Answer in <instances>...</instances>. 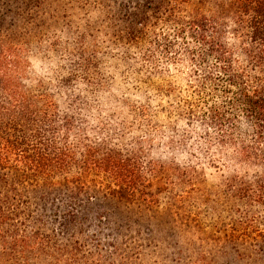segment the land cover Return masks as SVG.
I'll return each instance as SVG.
<instances>
[{
  "label": "rangeland",
  "instance_id": "374dc122",
  "mask_svg": "<svg viewBox=\"0 0 264 264\" xmlns=\"http://www.w3.org/2000/svg\"><path fill=\"white\" fill-rule=\"evenodd\" d=\"M173 6V0H74L73 17L65 21L69 27L57 26L31 47L36 67L31 77L51 80L54 69H46L53 62L63 68L72 64L73 70L79 63L72 77L83 90L70 93L67 101H75L71 104L81 135L125 151L143 149L146 164L196 168L199 191L188 186L174 190L158 174L147 188L155 203L140 205L113 198L92 181L83 192L73 193L62 184L26 183L0 169L6 182L17 176L13 186L0 182L1 206L17 214L9 231L49 236L51 243L68 249L77 242L74 264H264V209L239 202L224 185L235 174L254 179L264 172V164L245 166L232 147L218 144L216 130L205 121L178 115L180 98H188L191 57L185 49L193 44L190 38H177ZM183 10L181 16L189 17V10ZM136 14L142 17L137 26ZM36 47L42 52L37 54ZM110 82L128 89L119 98L144 95L148 117L129 106L109 107V95L103 96L108 93L98 87ZM168 85L176 89L172 96L160 90ZM211 99L216 101L204 90L196 115L203 117ZM172 182L181 186L177 177ZM241 213L254 222L243 225L245 229L238 224ZM66 254L54 253L43 264H65Z\"/></svg>",
  "mask_w": 264,
  "mask_h": 264
},
{
  "label": "trees",
  "instance_id": "16d2710c",
  "mask_svg": "<svg viewBox=\"0 0 264 264\" xmlns=\"http://www.w3.org/2000/svg\"><path fill=\"white\" fill-rule=\"evenodd\" d=\"M173 1L177 38H190L193 44L185 49L191 57L187 66L188 98H180L178 115L205 121L207 128L216 130L218 144L232 147L245 166L264 164V0ZM73 6L74 0H0V169L20 176L26 183L62 184L73 193L83 192L86 183L92 181L106 188L111 197L140 205L155 203L147 188L158 174L168 179L166 185L171 182L174 190L188 186L199 191L201 180L196 168L146 164L143 149L125 151L81 135L75 125L78 113L71 104L75 101H67L70 93L83 90L72 77L79 63L73 70L72 64L63 68L53 62L46 69H54L55 78L51 80L31 77L36 69L31 47L57 26L56 30L69 27L65 21L72 19ZM184 8L189 10V17L181 16ZM141 21L136 14L135 25ZM36 48L37 54L42 52ZM53 52L58 53V49ZM86 54L82 51L81 58ZM113 85L110 82L98 87V91L108 93L103 96L109 95V107L120 110L129 106L135 108L136 115L148 117L144 95L119 98V93L128 89ZM160 90L172 96L176 89L168 85ZM204 90H209L216 101L208 100L202 117L196 115V101ZM174 109L170 106L167 112L172 114ZM176 177L180 187L172 182ZM15 178L6 182L0 176V182L4 187L13 186ZM224 182L227 193L239 202L247 200V204L264 209V172L254 179L235 174ZM12 216L17 214L0 204V264H43L54 253L67 252L70 257L65 264L78 260L77 242L68 249L51 243L49 236L9 231ZM241 216L246 219L238 222L243 229L254 223L247 221V213Z\"/></svg>",
  "mask_w": 264,
  "mask_h": 264
}]
</instances>
